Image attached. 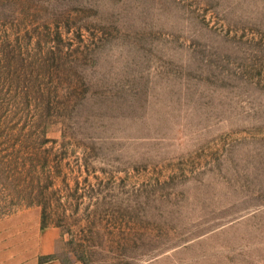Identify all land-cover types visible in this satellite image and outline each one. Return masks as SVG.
<instances>
[{
	"label": "rangeland",
	"instance_id": "obj_1",
	"mask_svg": "<svg viewBox=\"0 0 264 264\" xmlns=\"http://www.w3.org/2000/svg\"><path fill=\"white\" fill-rule=\"evenodd\" d=\"M51 249L264 264V0H0V264Z\"/></svg>",
	"mask_w": 264,
	"mask_h": 264
},
{
	"label": "crops",
	"instance_id": "obj_2",
	"mask_svg": "<svg viewBox=\"0 0 264 264\" xmlns=\"http://www.w3.org/2000/svg\"><path fill=\"white\" fill-rule=\"evenodd\" d=\"M46 229H43V231H45ZM54 249H51L50 251L44 252L41 255H46V256H41V258H46L45 261H43L40 264H62L60 261L51 258V254L53 253ZM49 254V255H48ZM73 264H81V263H73Z\"/></svg>",
	"mask_w": 264,
	"mask_h": 264
}]
</instances>
